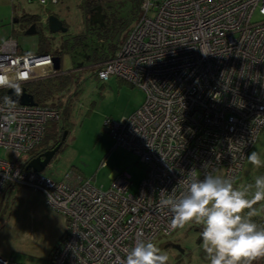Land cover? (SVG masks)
<instances>
[{
    "label": "built area",
    "instance_id": "obj_1",
    "mask_svg": "<svg viewBox=\"0 0 264 264\" xmlns=\"http://www.w3.org/2000/svg\"><path fill=\"white\" fill-rule=\"evenodd\" d=\"M49 1L59 0H39ZM256 11L264 15V0H143L124 42L97 65L100 80L115 75L146 94L133 114L105 122L114 146L146 166L136 192L125 172L102 189L74 172L56 180L26 168L60 108L7 103V90L62 72L51 53L23 52L12 35L0 43V147L9 155L0 157V199L8 183L28 187L66 218L49 264H120L137 241L179 229L161 201L186 192L190 172L203 180L223 166L235 181L264 128V20H252ZM0 264L23 263L0 255Z\"/></svg>",
    "mask_w": 264,
    "mask_h": 264
},
{
    "label": "rangeland",
    "instance_id": "obj_2",
    "mask_svg": "<svg viewBox=\"0 0 264 264\" xmlns=\"http://www.w3.org/2000/svg\"><path fill=\"white\" fill-rule=\"evenodd\" d=\"M101 6L105 12L116 15L118 25L109 24L107 36L100 39L93 33L94 28L87 25L89 17L84 14L82 0L49 1L47 4L39 0H0V43L8 39L14 30L23 52H38L41 37L45 38V48L54 52L62 49V40L66 35L88 34L82 46L62 51L60 72L73 71L80 84V92L72 102L70 129L66 130L62 148L43 172L56 180L74 172L102 189L109 188L113 172H125L130 176L129 190L136 192L145 176L146 166L133 152L114 146L105 122L107 118L121 120L137 111L145 101V91L115 75L100 80L96 76L98 67L95 66L102 62H87L86 56L93 52L108 56L114 54L136 21L137 4L131 0H105ZM50 13L63 20L68 27L65 33H52L46 28L42 33H25L26 23L21 21L24 14L38 15L45 25L44 21ZM137 15H141V10ZM14 18H19V21L13 22ZM252 20L262 21L264 15L256 11ZM71 92L64 90L61 97H54L48 104L61 109V104ZM253 151L263 161L264 128L248 155ZM248 155L234 183L237 188H243L244 181L256 174L257 168L248 161ZM7 156L6 150L0 147V157ZM28 158V155H23L17 163L23 165ZM214 176L226 178L224 167L215 171ZM195 226H200L202 230L201 225L193 222L179 227L170 238L154 243L161 253L169 256L168 264H209L201 247L202 240L198 241L201 230ZM66 234V218L47 206L43 194L17 184L8 183L4 187L0 199V255L23 264H49ZM168 241L180 244L182 248L164 246Z\"/></svg>",
    "mask_w": 264,
    "mask_h": 264
},
{
    "label": "clouds",
    "instance_id": "obj_3",
    "mask_svg": "<svg viewBox=\"0 0 264 264\" xmlns=\"http://www.w3.org/2000/svg\"><path fill=\"white\" fill-rule=\"evenodd\" d=\"M248 161L256 168L264 165L256 151L248 155ZM190 174L193 179L186 192L161 201L173 213L172 227L201 225V247L209 264H252L264 258V228L251 220L256 214L253 205L264 201V176L255 179V191L250 192L253 185L237 188L228 178L209 174L199 180L194 170ZM168 261L169 256L153 242L140 240L120 264Z\"/></svg>",
    "mask_w": 264,
    "mask_h": 264
},
{
    "label": "trees",
    "instance_id": "obj_4",
    "mask_svg": "<svg viewBox=\"0 0 264 264\" xmlns=\"http://www.w3.org/2000/svg\"><path fill=\"white\" fill-rule=\"evenodd\" d=\"M96 1H98V3ZM131 1H135L137 4V12L135 15V19L137 20V17H138L137 14L141 10V3L143 0H131ZM101 2L105 3V0H82L84 14L86 16L88 15V17H89V18H87V21H88L87 25L94 28L93 33L95 34V36H97L100 39L107 36L108 32L106 29H107L109 24L114 25V27H116L118 25V19L116 18V15L114 13H112V14L109 13V11L105 12L104 7L101 5L100 6L103 8V11L105 12V15H104L105 17L103 19V23H95V22L90 21V16H91L92 10H95L97 8V7L95 8V6H99L98 4H101ZM15 19L16 18H14V20ZM21 20H23V22L26 23L24 31H26V29L33 23L36 24L37 33H42L43 28L48 29V22L45 20L44 21L45 25H44L42 18H40L38 15L24 14L21 17ZM64 25H66V24L64 23ZM14 33H15V31L13 30V33L11 35L14 36ZM93 33H91V34H93ZM87 36H88V34H78V35H74L72 37H69V36L67 37V35H66L65 38L62 40V49L54 51V52H50L48 49L45 48V44H46L45 38L41 37L40 38V44H39L40 49L38 52L51 53L52 55L59 56L61 59V55H62L63 50H67L69 48L71 50H73L77 46H82L84 43V40L87 39ZM119 47H120V45H118L116 47V50ZM109 57L110 56H108L102 52H100V53L93 52V54H88V56H86L87 62H92L93 64H98L100 62H103L106 59H108ZM95 67L97 68V66H95ZM96 76H97V74H96ZM79 85L80 84H79V82H78L73 71L64 72L60 75H56L54 77H50V78H46V79L36 80V81L30 82V83H27L25 85L26 90L34 96L36 103L44 104V105L48 104V101L53 99L54 97H57L59 95L61 97V93L64 90L67 89V90L72 91L71 92L72 94H70L67 97V100H65L61 104L60 119L48 122V124L46 126V133H45L44 139L42 140L40 145L32 151L30 158L37 156L41 151L44 152L48 149L54 148L60 142H62V144L64 143L63 135H64V132L66 130L70 129V122H71L70 117H71L72 102L76 99V97L78 96V94L80 92ZM5 94H6L5 90H0V97L1 98H4ZM60 100H61V98H60ZM59 104H60V102H59ZM61 148H62V145L60 146L59 150ZM262 162H264V159ZM259 176H264V165H262L260 168H257L256 174L253 178H247L244 181V187L248 186V185H253V187L249 191L254 192L255 191V188H254L255 179ZM236 180H237V178L235 179V181H233L234 187H236V185L234 184L236 182ZM253 210H255L256 214L251 217V220L254 223H256L259 227L264 228V201L258 202L257 204L253 205ZM248 211H251V210H246V213ZM195 227L197 230H201L200 226H195ZM173 235H171V236H173ZM171 236L166 237V238H159L154 243L161 242L163 239H168ZM201 240H202V238H201V236H199L198 241L200 242ZM172 245L173 246L176 245L180 249L182 248L180 246V244H175V243L169 242V241L166 242L164 246L168 247V246H172ZM252 264H264V258L257 259L255 261H253Z\"/></svg>",
    "mask_w": 264,
    "mask_h": 264
},
{
    "label": "water",
    "instance_id": "obj_5",
    "mask_svg": "<svg viewBox=\"0 0 264 264\" xmlns=\"http://www.w3.org/2000/svg\"><path fill=\"white\" fill-rule=\"evenodd\" d=\"M97 13L96 15H92L90 17V21L96 22V23H103V14H102V8L97 7L96 8ZM19 18H16L13 20V22H18ZM46 21L48 22V29L52 33H56L59 31L66 32L68 30V27L64 25L63 20H61L56 14H49L46 18ZM26 34H36V24H31L25 31ZM54 67L55 69L59 70L61 67V59L59 56H54ZM6 102L7 103H17V104H24V105H33L36 104V101L34 99V96L30 94L26 87H13L7 90L6 95ZM67 131L64 132L63 140L66 138ZM62 142L57 144L54 148L48 149L41 154L34 156L29 159V161L26 164V168H31L38 172H43L46 167L50 164L56 153L58 152Z\"/></svg>",
    "mask_w": 264,
    "mask_h": 264
},
{
    "label": "flooded vegetation",
    "instance_id": "obj_6",
    "mask_svg": "<svg viewBox=\"0 0 264 264\" xmlns=\"http://www.w3.org/2000/svg\"><path fill=\"white\" fill-rule=\"evenodd\" d=\"M96 2L98 3V1H96ZM101 4H102V2H101ZM101 4H98L99 6H95V8H96V7H101V6H100ZM101 8H102V7H101ZM96 13H97V10H96V9H95V10H92L91 16H92V15H96ZM102 14H103V16L105 15V12L103 11V8H102ZM104 17H105V16H104ZM104 17H103V19H104ZM21 21H23V20H21ZM92 22H93V21H92ZM95 23H96V22H95ZM61 145H62V144H61ZM41 153H42V151H41L39 154H41ZM39 154H38V155H39Z\"/></svg>",
    "mask_w": 264,
    "mask_h": 264
},
{
    "label": "crops",
    "instance_id": "obj_7",
    "mask_svg": "<svg viewBox=\"0 0 264 264\" xmlns=\"http://www.w3.org/2000/svg\"><path fill=\"white\" fill-rule=\"evenodd\" d=\"M115 172L112 173V177L114 176Z\"/></svg>",
    "mask_w": 264,
    "mask_h": 264
}]
</instances>
